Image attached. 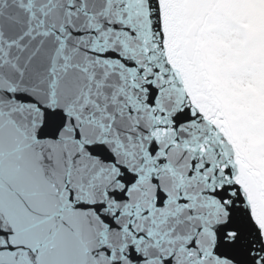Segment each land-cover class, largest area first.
I'll use <instances>...</instances> for the list:
<instances>
[{
	"label": "snow or ice",
	"instance_id": "snow-or-ice-1",
	"mask_svg": "<svg viewBox=\"0 0 264 264\" xmlns=\"http://www.w3.org/2000/svg\"><path fill=\"white\" fill-rule=\"evenodd\" d=\"M0 264H264V0H0Z\"/></svg>",
	"mask_w": 264,
	"mask_h": 264
}]
</instances>
